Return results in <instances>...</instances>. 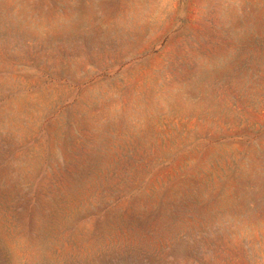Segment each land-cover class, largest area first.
I'll list each match as a JSON object with an SVG mask.
<instances>
[{
	"label": "rangeland",
	"instance_id": "374dc122",
	"mask_svg": "<svg viewBox=\"0 0 264 264\" xmlns=\"http://www.w3.org/2000/svg\"><path fill=\"white\" fill-rule=\"evenodd\" d=\"M0 264H264V0H0Z\"/></svg>",
	"mask_w": 264,
	"mask_h": 264
}]
</instances>
